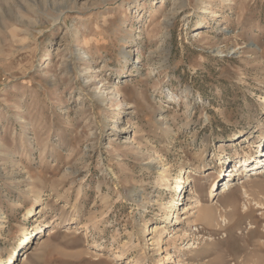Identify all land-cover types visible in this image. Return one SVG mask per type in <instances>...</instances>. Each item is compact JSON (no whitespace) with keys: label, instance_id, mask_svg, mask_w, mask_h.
<instances>
[{"label":"rangeland","instance_id":"1","mask_svg":"<svg viewBox=\"0 0 264 264\" xmlns=\"http://www.w3.org/2000/svg\"><path fill=\"white\" fill-rule=\"evenodd\" d=\"M0 264H264V0H0Z\"/></svg>","mask_w":264,"mask_h":264},{"label":"bare ground","instance_id":"2","mask_svg":"<svg viewBox=\"0 0 264 264\" xmlns=\"http://www.w3.org/2000/svg\"><path fill=\"white\" fill-rule=\"evenodd\" d=\"M250 158V157H249ZM253 161V160H252ZM230 174H234V171L231 169ZM230 174H227L226 176H229ZM215 180V179H214ZM216 182V180L214 181V183ZM223 191L225 189H229L228 183L224 184V186H222ZM197 219L200 220V222H205L206 224L210 223V221L213 219V212L211 210V208H207V207H201L198 210V214H197ZM26 238H30L29 236H27Z\"/></svg>","mask_w":264,"mask_h":264}]
</instances>
